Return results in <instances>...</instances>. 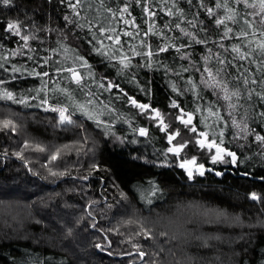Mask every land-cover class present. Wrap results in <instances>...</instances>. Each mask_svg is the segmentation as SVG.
<instances>
[{
  "label": "trees",
  "instance_id": "obj_1",
  "mask_svg": "<svg viewBox=\"0 0 264 264\" xmlns=\"http://www.w3.org/2000/svg\"><path fill=\"white\" fill-rule=\"evenodd\" d=\"M106 2L114 8L123 6L122 0H115L114 4L113 0ZM193 2L196 7L185 0H178L177 6L188 19L198 13V19L211 26L208 32H199L198 37L211 35L212 41H218L219 37L212 33L220 29L198 6V0ZM215 2L205 0L208 7ZM144 3L157 12L153 19L156 27L162 29V33L148 37L150 42L154 45L164 43L165 34L177 45L189 39L179 29L164 28L166 22L176 23V17L165 14L173 0H167V4L164 0H144ZM129 11L132 17L125 15V18L134 17L136 23L147 30L149 24L145 20L148 17L143 4L137 5L131 0ZM214 11L221 13L219 9ZM65 15L71 16V9L61 0H13L8 7L0 4V55L8 57L5 64L8 71L0 68V79L7 82L0 87L18 95L20 88L40 86V79L28 73L33 69L55 73V68L60 66L55 61H63V55H57L54 50L60 51L62 44L78 47L96 69L97 79L107 77L138 103L159 109L165 123L170 125L168 131H180L173 145L188 142V146L179 158L168 153L165 160L164 153L173 146L168 143L167 134L160 130L157 120L149 119L147 113H142L116 89L100 96L101 100L105 97L112 100L114 111L101 117L111 122L110 130L97 127L79 112L74 119H83L87 132L71 126L64 130L54 126L56 113L0 100V119H12L17 124L15 134L0 131V264H141L139 258L128 255L136 251L133 243L141 245L147 253H159V257L151 255L148 258L156 259L157 264H264V203L249 198L253 192L264 197V145L254 139L256 134L264 135V122L258 117V112L264 111V104L253 95L250 101L242 100L244 107L234 113L239 119L245 108L248 109L247 122L252 134L247 139L235 138L239 130L230 126L228 118L224 147L237 153L238 166L212 164L211 154L200 149L192 139L195 134L176 119L179 109L171 107L172 100L188 110L199 104L203 111L196 113L194 123L207 116L210 104L227 116L225 102L203 85L199 86L204 93L202 100L191 91L180 94L172 91V83L183 89L187 87V79L196 81L200 76L191 67L192 61L181 60L175 48H170L158 57L168 65L167 74L162 67L155 70L157 65H154L152 69L134 67L119 75L118 66L104 67L99 63L100 57L94 52L88 53L86 29L68 24ZM81 15L87 18L98 15L103 20L109 14L100 7V0H88ZM8 21H19L26 33L35 37L29 40L31 51L22 47L24 42L18 36L4 30ZM181 26L189 27L186 21ZM229 26L236 27L231 23ZM130 30L135 31V28L130 27ZM189 31L196 33L197 29L189 27ZM223 43L230 46L239 41L224 40ZM208 48L213 49L210 66L216 63L215 53L231 58L230 53L211 41L206 45L193 44L182 51L192 53L199 67L204 64V56L210 55ZM12 52L17 54L11 56ZM49 56L52 57L49 65L39 67ZM140 60L135 57L132 63L135 65ZM13 65L22 72L13 73ZM181 65H189L190 71L177 76L171 69L178 71ZM246 66L253 73L249 79L259 80V58ZM230 71L235 72V69ZM53 79L63 87L76 88L75 84L57 75H53ZM251 87L259 91L264 85ZM142 88H147L148 94ZM93 90H97L95 85ZM80 97L86 99L83 94ZM121 114L124 119L118 118ZM140 127L148 129L147 136L133 131ZM199 128L210 131L204 128L202 121ZM130 139L136 143H128ZM25 142L40 144L46 151L26 149ZM65 144L72 147L65 149L60 159L49 163L51 153ZM17 151L23 152L24 159L14 155ZM185 157H195L198 164L203 163L205 168L221 171L223 175L194 174L189 179L178 167L180 159ZM93 164L98 166V171L92 168ZM49 168L66 174L52 176ZM245 172L248 175H243ZM154 187L158 189L155 196L151 194ZM216 212L225 215L218 217ZM146 230H150L152 239L138 234Z\"/></svg>",
  "mask_w": 264,
  "mask_h": 264
},
{
  "label": "snow or ice",
  "instance_id": "obj_2",
  "mask_svg": "<svg viewBox=\"0 0 264 264\" xmlns=\"http://www.w3.org/2000/svg\"><path fill=\"white\" fill-rule=\"evenodd\" d=\"M185 2L193 7L197 5L194 4L193 0H185ZM13 0H0V4L5 7L10 6ZM69 9H71V16L65 15L64 20L68 24L74 25L76 28L85 30V38L87 44L90 46L88 48V53H95L100 57L99 63L104 64V67H117V74L123 75L128 70L134 67H144L152 69L154 65H157L155 70H159L161 67L164 68L165 74L170 70L168 65L164 60H159L158 57L161 53L169 52L170 48H175L176 53L179 55L181 60L192 61L191 67L195 69V72H199L200 76L193 79H187L186 85L183 89L178 88L176 83L171 84L173 92L180 94L181 92L191 91L195 93L198 100L204 99L203 89L199 86L203 85L204 88L210 89L216 96L218 100H223L225 102V111L227 116L221 114V112L216 108L214 104L207 106V116L202 117L196 123V113L203 111V108L198 104L192 110H188L186 107H181L175 100L171 101V107L179 109V114L176 115V119L179 120L181 124L195 136L192 138L195 144L199 146L202 150H207L210 155V160L212 164L225 163L238 166L239 157L235 151H232L224 147L225 132L224 129L230 126L238 129V133L235 138L247 139L252 132L249 131L248 125V109L245 108L243 115L237 119L234 113L244 107L241 104L242 100L250 101L253 95H256L258 101L264 104V87H261L259 91L252 88V85H264V0H216L212 7H208L205 4V0H198V6L203 8L211 19L212 24L215 25L218 32L212 33L219 37L218 41H212L211 35H205L203 37H198L199 32H208L210 25H207L205 21L198 19V13L193 14L191 19H188L185 12L177 6L178 0H173L172 6L166 9L165 14L170 17H176L175 24L165 23L164 28L169 29H179L180 33L184 37L189 39L183 43L176 44L172 38L166 37L165 42L162 44H153L148 40L150 35H157L162 33V29H158L155 25L154 17L157 16V12L152 10L144 0H135L137 5L143 4V11L148 17L145 23L149 24L147 30H144L140 24H137L135 18L126 19L127 17H132V13L129 11L131 7V0L125 3L122 0L123 6L117 5L115 8L106 2V0H100V7L105 8L108 12V16H105L103 20L97 15L92 18L82 17L81 13L86 9L88 0H61ZM115 0H113V4ZM167 4V0H164ZM214 9L221 10L220 14H217ZM244 9H251L253 11L247 12ZM75 17V19H73ZM251 17V18H249ZM259 18V19H257ZM85 20L81 23L80 20ZM186 21L187 25L192 28H196L197 32L193 33L189 31V27H182L181 25ZM236 26H229V24ZM124 25L123 27L120 25ZM261 25L262 27H258ZM135 28V31L130 30ZM4 30L11 35L18 36L20 40L24 42V48H28L31 51V46L29 45L30 39H35L26 33V30L22 27L19 21H8L5 22ZM51 31V30H49ZM122 37H127L130 39H122ZM80 39L79 36H77ZM179 39V37H177ZM237 40L239 43L231 44L226 46L224 40ZM211 41L213 44H217L218 47L224 49V52L230 53L231 58H226L220 53H215L216 63L210 66L212 61L213 49L208 48L207 51L210 55L204 56V64L197 67L196 62L192 53L184 52L182 49L192 47L193 44H203L206 45ZM56 51L57 55H63V61L57 60L56 64L60 66L55 68V73H50L49 71H36L33 69L28 75L37 77L40 79V87L38 89L29 88L26 91L31 93L35 91V95H17L14 94L12 90L7 88H0V100L11 101L13 104H19L24 107H40L44 112L56 113V125L68 130V126L73 128H79L83 132H87L84 127L83 119H74L77 112L80 113L81 117L86 118L89 121L94 122L97 127H104L110 130L112 125L111 122L104 121L101 117L110 115L114 111L112 106V100L105 97L103 100L100 96L104 92L112 93L113 89H116L123 96L127 97L131 104L141 110L142 113H147L148 118L158 121V126L160 130L167 134V140L170 145H173V141L180 136L179 130H174L169 132L168 129L170 125L165 123L161 112L159 109L152 108L150 104L138 103L137 100L128 95L120 88L119 84L109 80L107 77H96V69L90 63L88 57L79 52L78 47H72L69 45L62 44L61 50ZM17 53H10L11 56H15ZM135 57H140L141 60L135 65L132 63ZM257 58H259V63L261 68L258 69L260 72V78L249 79L253 73L246 66V64H253ZM32 59V57H29ZM167 58L165 57V60ZM52 61V57H46L43 60V64L39 67L44 68L49 65ZM107 61L108 63H105ZM8 63V57L0 55V68L4 71H8L5 68V64ZM230 69H235V72L230 71ZM13 73H21L22 69L16 67L15 65L11 68ZM87 70V71H82ZM175 72V75L180 76L182 72H189V65H181L180 69L177 71L171 69ZM67 74V75H65ZM53 75H57L61 80H67L72 84L76 85L75 89H70L67 87H61L59 81H57L55 88H49V82L53 79ZM135 73H133V77ZM47 78V79H45ZM132 77H130L131 79ZM15 79V77H13ZM86 81H88L86 83ZM7 81L0 79V85L5 84ZM93 85L97 90H93ZM199 89V90H198ZM145 94H148L147 88H142ZM58 93L59 95H54L52 97L48 96V92ZM83 94L86 99H81L80 95ZM60 97H64L61 99ZM38 104L33 105L31 101L37 100ZM54 101L55 103H52ZM67 101V103H65ZM127 102V101H126ZM97 105H100L97 108ZM251 106V105H250ZM221 107H224L222 105ZM107 110V111H105ZM259 119L264 122V111L258 112ZM119 119H124L123 114H121ZM211 120L209 123L208 121ZM203 122L204 128L210 131H205L199 128V123ZM17 130V124L12 119H0V131H7L11 134H15ZM133 131L139 136H147L148 129L140 127L138 129L134 128ZM254 131V130H253ZM211 133V134H210ZM255 141L264 145V135L256 134L254 137ZM86 140V137H85ZM128 143H136L135 140H128ZM188 146V142H181L173 145L167 149L164 153L165 160H167L168 153H172L176 157H180L181 152L184 148ZM72 146L65 144L61 148H57L51 153L49 158V163H52L61 158V154L65 149H70ZM83 147V143H81ZM24 148H31L33 151L45 152L46 149L40 144H29L24 143ZM4 155H7L5 152ZM14 155L18 159H24L23 152L17 151ZM47 167V164L44 165ZM164 166H167L165 164ZM178 167L183 169L189 179H192L194 174L203 176L205 174V165L203 163L198 164L195 157L192 158H182L178 163ZM92 168L99 170L98 166L93 164ZM207 171H213L209 168ZM49 173L52 176H63L65 172L53 171L49 168ZM216 175L221 176L223 172L216 171ZM243 175H248L247 172ZM85 180L88 179L87 176L83 177ZM158 189L155 187L152 189L151 194L156 195ZM251 200L257 201L259 203H264V197H261L257 193H251ZM151 202V201H150ZM207 214V213H206ZM91 215V213H89ZM216 215H225L222 212H216ZM143 235L145 239H152L150 230L142 231L138 233ZM166 235V233H162ZM130 243L132 241H129ZM99 247V245H97ZM133 248L136 249L134 253H128V255L135 256L139 258L141 264H157L156 259L149 260L151 255L159 257V253L150 254L142 250V246L133 243ZM163 251V249H161Z\"/></svg>",
  "mask_w": 264,
  "mask_h": 264
},
{
  "label": "rangeland",
  "instance_id": "obj_3",
  "mask_svg": "<svg viewBox=\"0 0 264 264\" xmlns=\"http://www.w3.org/2000/svg\"><path fill=\"white\" fill-rule=\"evenodd\" d=\"M55 81V79H52V81H50L49 82V88H55L56 87V82H54ZM60 84V86L61 87H63L62 85H61V83H59ZM40 86H35V85H31L30 87H28V89L29 88H32V89H38ZM0 88H2V87H0ZM18 95H35V91H33V92H31V93H28L25 89H23V88H20V90H18ZM54 95H59L58 93H54V92H51V91H49L48 92V96L49 97H52V96H54ZM81 95V94H80ZM61 99H64V97H60ZM31 103L32 104H38V99L37 100H33V101H31ZM52 103H55L54 101H52ZM98 107V106H97Z\"/></svg>",
  "mask_w": 264,
  "mask_h": 264
},
{
  "label": "flooded vegetation",
  "instance_id": "obj_4",
  "mask_svg": "<svg viewBox=\"0 0 264 264\" xmlns=\"http://www.w3.org/2000/svg\"><path fill=\"white\" fill-rule=\"evenodd\" d=\"M206 169V171H205V176L206 177H209V175L212 173V174H216V170L215 169H213V168H211V169H213V171H207V168H205ZM210 173V174H209Z\"/></svg>",
  "mask_w": 264,
  "mask_h": 264
}]
</instances>
